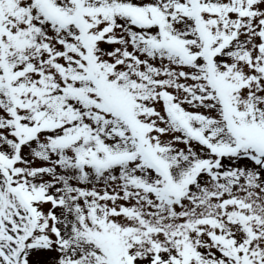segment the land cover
<instances>
[{"label": "snow or ice", "instance_id": "6c2138e0", "mask_svg": "<svg viewBox=\"0 0 264 264\" xmlns=\"http://www.w3.org/2000/svg\"><path fill=\"white\" fill-rule=\"evenodd\" d=\"M0 264H264V0H0Z\"/></svg>", "mask_w": 264, "mask_h": 264}]
</instances>
